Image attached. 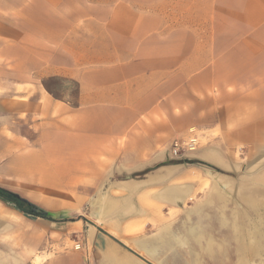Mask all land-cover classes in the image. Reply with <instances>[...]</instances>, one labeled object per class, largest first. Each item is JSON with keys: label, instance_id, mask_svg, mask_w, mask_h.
Wrapping results in <instances>:
<instances>
[{"label": "crops", "instance_id": "1", "mask_svg": "<svg viewBox=\"0 0 264 264\" xmlns=\"http://www.w3.org/2000/svg\"><path fill=\"white\" fill-rule=\"evenodd\" d=\"M198 158L264 168V0H0L2 251L173 264L169 207L235 185Z\"/></svg>", "mask_w": 264, "mask_h": 264}, {"label": "rangeland", "instance_id": "2", "mask_svg": "<svg viewBox=\"0 0 264 264\" xmlns=\"http://www.w3.org/2000/svg\"><path fill=\"white\" fill-rule=\"evenodd\" d=\"M237 165L240 170L235 174L241 176L243 182L238 183V176L230 174L237 183L234 181L235 185L228 184L229 188L225 187L231 190L229 197L220 198L213 194V187L209 186L198 196L189 197L182 206L169 207L167 213L172 219L168 222L171 236L160 239L161 243H168L161 249L179 251L168 255L169 263L193 264L197 259L199 264H264V223L261 226L263 235L259 238L260 249L257 250L241 249L234 229V221L239 227L250 230L256 221L264 219V205L259 208L258 213L251 207L252 198L259 199L264 204V168L257 169L255 161ZM244 168L247 175L241 173ZM222 181L227 182L225 179ZM187 192L189 193L188 190ZM76 244L74 242L70 247L74 248ZM69 250L76 249H43L37 253L34 262L24 263L20 260L22 254L17 256L6 249H0V264H41L52 253Z\"/></svg>", "mask_w": 264, "mask_h": 264}, {"label": "bare ground", "instance_id": "3", "mask_svg": "<svg viewBox=\"0 0 264 264\" xmlns=\"http://www.w3.org/2000/svg\"><path fill=\"white\" fill-rule=\"evenodd\" d=\"M245 172V171H244ZM252 174V173H251ZM249 175V174H248ZM220 179H217L214 187H213V194L218 195L220 198H227L229 197V195L231 194V190H227L225 188V184H221L224 183V181H222ZM171 195L176 196L175 192H171ZM232 196V195H231ZM264 202V201H263ZM263 203H261L260 201H253L251 202V207L253 208V210H255L257 213L260 210V207H263ZM260 214V213H259ZM253 220V219H252ZM259 220V219H258ZM261 221V222H260ZM262 222L264 223V219L261 218V220L256 221L253 224V228L252 229H243L241 227L238 226L237 222L234 221V229L237 233V237L239 238V243L241 246V249H253V250H257L260 249L259 248V244H260V240L259 238L262 237L263 233H262ZM252 223V222H251ZM252 225V224H251ZM193 230V229H192ZM264 230V229H263ZM262 251V250H261ZM264 251V250H263ZM147 253V252H146ZM260 254V253H259ZM147 255L150 257V253ZM258 255V254H257ZM153 258V257H152ZM264 259V258H263ZM245 260V259H244ZM244 261H242L243 263ZM246 263V262H245Z\"/></svg>", "mask_w": 264, "mask_h": 264}, {"label": "water", "instance_id": "4", "mask_svg": "<svg viewBox=\"0 0 264 264\" xmlns=\"http://www.w3.org/2000/svg\"><path fill=\"white\" fill-rule=\"evenodd\" d=\"M193 153L194 152L187 153L184 156L179 157V158H174V157L170 156V160L167 161L166 165H170V164L176 165V167H178V168H180V167L182 168L183 166L189 165V164H191L190 163L191 160L195 159V158H193L194 157ZM197 161H198L197 164L200 167H203L205 170H208V172H210V173H214L216 175L228 178V180H231V181L237 180L238 183L243 182V179L241 178V176H238V174H235L236 172H239V170H240V166H238V165L230 164V167L227 168L229 170V172H226V171L221 170L217 166H214L208 162L201 160L200 158H198ZM245 169L246 168H244L243 172H241L242 175L245 174V172H244ZM230 174L237 175L238 179L235 180L232 176H230ZM245 175H247V174H245ZM230 177H232V178H230ZM237 181H236V183H237Z\"/></svg>", "mask_w": 264, "mask_h": 264}, {"label": "built area", "instance_id": "5", "mask_svg": "<svg viewBox=\"0 0 264 264\" xmlns=\"http://www.w3.org/2000/svg\"><path fill=\"white\" fill-rule=\"evenodd\" d=\"M199 144V137L192 133V136L188 140L173 142L170 149L171 156L174 158H179L187 153L195 152L198 149ZM74 248L78 250L80 245L76 244Z\"/></svg>", "mask_w": 264, "mask_h": 264}, {"label": "trees", "instance_id": "6", "mask_svg": "<svg viewBox=\"0 0 264 264\" xmlns=\"http://www.w3.org/2000/svg\"><path fill=\"white\" fill-rule=\"evenodd\" d=\"M0 196L15 203V205L23 212L32 215L34 214V207L31 204H29L27 201L21 199L20 197L1 189H0Z\"/></svg>", "mask_w": 264, "mask_h": 264}]
</instances>
